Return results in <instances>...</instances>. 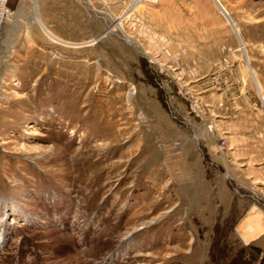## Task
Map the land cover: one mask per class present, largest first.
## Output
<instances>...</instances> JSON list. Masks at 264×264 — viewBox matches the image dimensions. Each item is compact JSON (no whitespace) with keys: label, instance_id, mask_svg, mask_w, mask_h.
<instances>
[{"label":"rangeland","instance_id":"374dc122","mask_svg":"<svg viewBox=\"0 0 264 264\" xmlns=\"http://www.w3.org/2000/svg\"><path fill=\"white\" fill-rule=\"evenodd\" d=\"M36 1L0 22V264H264V183L221 170L197 99L264 104V0H91L86 45Z\"/></svg>","mask_w":264,"mask_h":264},{"label":"crops","instance_id":"0c3cea01","mask_svg":"<svg viewBox=\"0 0 264 264\" xmlns=\"http://www.w3.org/2000/svg\"><path fill=\"white\" fill-rule=\"evenodd\" d=\"M47 1H36V19L43 30L60 43L86 45L93 37L91 0H50V11L45 10ZM105 4H109V0ZM259 93L258 87L249 90L245 86L208 92L201 89L197 93V99L208 112L201 124L209 122L213 137L224 140L221 170L244 185L264 183V104L258 98V95L261 98ZM202 125H199L201 129ZM259 216V212L247 216L244 236L256 234L259 237L264 233Z\"/></svg>","mask_w":264,"mask_h":264},{"label":"built area","instance_id":"2783aa9c","mask_svg":"<svg viewBox=\"0 0 264 264\" xmlns=\"http://www.w3.org/2000/svg\"><path fill=\"white\" fill-rule=\"evenodd\" d=\"M132 1H137V2H146V1H152V0H130V2ZM11 14V10L9 9L8 7V0H0V22L1 20L10 15ZM193 110V109H192ZM198 115V113H197ZM206 128L208 131L211 132V125L210 124H206ZM214 148L217 152H222L223 149H224V140L220 139L219 142H217L215 145H214Z\"/></svg>","mask_w":264,"mask_h":264},{"label":"water","instance_id":"95a60500","mask_svg":"<svg viewBox=\"0 0 264 264\" xmlns=\"http://www.w3.org/2000/svg\"><path fill=\"white\" fill-rule=\"evenodd\" d=\"M217 5L220 7V9L223 11V13L226 15V12L223 10V8L221 7V5L219 4V2L217 0H215ZM227 16V15H226ZM226 19L230 22V19L228 18V16L226 17Z\"/></svg>","mask_w":264,"mask_h":264},{"label":"trees","instance_id":"16d2710c","mask_svg":"<svg viewBox=\"0 0 264 264\" xmlns=\"http://www.w3.org/2000/svg\"><path fill=\"white\" fill-rule=\"evenodd\" d=\"M8 6H9V0H8ZM261 260L264 261V254L261 256Z\"/></svg>","mask_w":264,"mask_h":264},{"label":"bare ground","instance_id":"6f19581e","mask_svg":"<svg viewBox=\"0 0 264 264\" xmlns=\"http://www.w3.org/2000/svg\"><path fill=\"white\" fill-rule=\"evenodd\" d=\"M218 1V0H217ZM137 2V1H136ZM220 4V3H219ZM221 5V4H220ZM220 8V7H219ZM222 11V10H221ZM225 11V10H224ZM48 33V32H47ZM49 34V33H48ZM50 35V34H49Z\"/></svg>","mask_w":264,"mask_h":264}]
</instances>
